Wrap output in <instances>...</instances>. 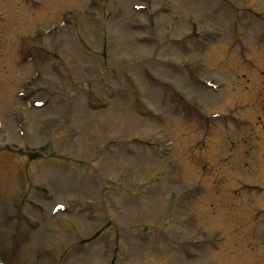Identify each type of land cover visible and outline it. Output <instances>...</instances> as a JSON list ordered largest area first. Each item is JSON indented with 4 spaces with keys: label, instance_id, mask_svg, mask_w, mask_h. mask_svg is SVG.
I'll return each instance as SVG.
<instances>
[{
    "label": "rangeland",
    "instance_id": "1",
    "mask_svg": "<svg viewBox=\"0 0 264 264\" xmlns=\"http://www.w3.org/2000/svg\"><path fill=\"white\" fill-rule=\"evenodd\" d=\"M171 2L170 17L177 18V24L182 21V17L187 18L189 13H193L216 27L218 32L222 31L220 39L209 45H212L214 57L220 48L226 49V55L221 59L212 58L211 67L203 73L213 76L226 87L208 96L207 91L197 85L182 88L174 84L180 92L170 95V98L164 97L163 100L159 97L160 92L153 87L148 97L150 107H157V103H161L165 112L162 115H168L165 124H155L154 127L156 120L139 118L138 108L145 106L136 104L133 97L127 98L128 104H125V93L121 89H124V80L132 75V68L122 66L126 61L150 54L151 61L155 60L151 62L152 74L162 77V71L165 75L170 72L160 67L159 60H156L166 54L152 53L154 45L160 51L166 46L170 47L167 43L170 35L180 37L185 34L184 29L176 31L167 28L172 20L168 14H135L128 9L129 5L125 9L124 2H121V13L116 20L122 22L128 10L126 20L129 31L125 38L118 35L114 37V43L109 37L111 43L107 41L104 46L97 47L96 44L101 42V34H92L97 35V43L91 45L84 39V30H69L70 23L84 18V8L88 4L86 0H0V259L4 264H182L185 256L183 248L173 246L172 237L186 243L201 241L204 245L219 242V252L202 245L199 247L197 243L192 245V251L200 252V256L194 255L187 259V264H264V192L255 188L258 183L264 182V73H252L250 65L245 80L241 78V72H246V65L236 69L239 73L237 78V72H233L236 64L232 65L233 71L228 70L224 64L225 58L230 59L231 52L235 51L231 29L238 27L236 23L243 12L236 13L230 8L232 16L229 11L226 14L220 10L223 5L218 0ZM231 2L237 7L250 6L249 10L254 12L259 10L262 13L259 18L264 17V0L262 3L255 2L256 7L253 0ZM156 3H153V7ZM91 15L97 18L96 12ZM140 19L150 27L148 30L132 31L129 26ZM234 20L235 24L232 23ZM239 24L240 28H246L244 19ZM75 25V29H82L80 24ZM53 27L56 28L48 33ZM121 27L123 25L118 30H122ZM201 27L197 26L198 29ZM42 31L46 39L43 45L54 49L59 60L53 62L41 57L37 67L39 69H36L35 58L38 55H53L48 50H39L37 43L41 40ZM253 31L254 25L248 32H235L240 35L237 42L242 40L243 44L247 43L245 39L252 37ZM115 32L120 34L119 31ZM141 33L152 35L156 43L139 46L135 38ZM117 38H121L120 45L117 44ZM190 40L197 55L196 62L200 63L202 59L205 61L203 49L197 45L198 40ZM253 45L252 42L250 47ZM181 52L180 47H174L168 57L176 58ZM258 53L263 57L264 49ZM236 55L233 53L235 60ZM16 56L22 63L18 67L14 64ZM204 61L201 62L205 65ZM143 66L147 70V61ZM138 77L139 87L146 88L147 84L140 81L144 78H140V74ZM177 78L181 85L185 82L184 76L179 75ZM84 83L88 87L87 93L98 97L117 91L113 110L108 108L107 111L94 113L90 118L87 116L86 120L84 101L88 94H84ZM148 85H153V82ZM22 87L32 94L30 101L48 95L50 105L42 110H34L28 103H17V98L12 95ZM54 88L61 94L54 96L49 93ZM168 90L171 88L168 87ZM233 96H237L240 103L245 102L240 113L242 119L252 124L239 132L228 122L227 127L221 125L208 132V137L199 132V129L206 127V121L201 116V123H196L193 117L198 114L197 111L209 114L217 110L223 115L225 105L231 104ZM181 98L186 100V108L182 111L178 104ZM236 117V114L228 115L227 120L235 122ZM90 120L92 124L96 121L98 123L89 127L87 124H90ZM21 124H24L23 131L19 129ZM115 138L134 141L123 144V148L117 151L120 158L130 160L132 172L127 176L124 170L128 164H120L119 170H115L119 172L115 175L119 176L116 184L128 185L151 178H157L158 181L146 188H127L125 191L135 193L136 197L120 200L117 204L122 202L124 209L120 210L115 205L114 210L105 213L109 216L104 220L95 216V209L88 212L87 218L84 213L77 211L75 221L65 216L57 219L48 216L49 205L55 200L68 202L79 196L87 197L81 181L88 182L92 173L95 188H99L102 177H111L102 175L98 170L109 162L106 157H111V154H106L97 166H92L94 172L87 165L88 162L73 168L71 164L84 159L85 155L86 158H93L107 142ZM139 138L145 142H139ZM160 140L172 143L174 150L171 155L160 156L157 149L150 147L149 141L154 143ZM215 140L219 141V145H214ZM211 146L215 149V156L205 158L203 154ZM31 149H36L32 151L38 153L32 155ZM54 155L64 157L57 159ZM115 168H111V165L104 167L109 171ZM130 170L128 168L127 173ZM108 181L114 182L113 179ZM35 184L48 186L53 193L44 191L42 204H34L42 207V219L48 220H41V210L32 206L31 211L37 214L35 219L41 220L34 229L27 224L24 202L37 193L42 196V191L36 193ZM184 188L191 190L190 196L184 199V205L180 201H168L163 197V192L174 189L178 194ZM37 189L41 190L40 187ZM179 196L183 197L178 195L175 199ZM171 201L177 204L174 209H170ZM15 206L16 210L13 209ZM98 215L102 218L104 213ZM185 216L188 221L184 220ZM112 223H116L119 228ZM131 225L142 226L143 229L132 228ZM160 226L165 230V236L160 232ZM101 227L97 235L103 234V245H95V248L90 243L86 249L84 238L92 236ZM108 227L114 228L113 234L108 232ZM129 230L141 234L135 235ZM110 246L116 249L112 250ZM65 248H72L71 253L78 250V260L73 259L71 253L67 257ZM94 248L96 251L90 254L89 251Z\"/></svg>",
    "mask_w": 264,
    "mask_h": 264
},
{
    "label": "bare ground",
    "instance_id": "2",
    "mask_svg": "<svg viewBox=\"0 0 264 264\" xmlns=\"http://www.w3.org/2000/svg\"><path fill=\"white\" fill-rule=\"evenodd\" d=\"M214 152H215V149H214L213 147H211V149H210L209 151L204 152V157H205V158H206L207 156H208V157H213V156H215V155H213Z\"/></svg>",
    "mask_w": 264,
    "mask_h": 264
}]
</instances>
